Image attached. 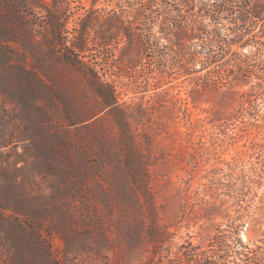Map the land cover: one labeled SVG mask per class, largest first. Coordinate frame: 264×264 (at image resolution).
Here are the masks:
<instances>
[{
	"label": "rangeland",
	"instance_id": "374dc122",
	"mask_svg": "<svg viewBox=\"0 0 264 264\" xmlns=\"http://www.w3.org/2000/svg\"><path fill=\"white\" fill-rule=\"evenodd\" d=\"M35 2L0 0V264H196L220 242L227 264H264V83L235 85L217 117L192 102L184 76L146 70L134 83L97 58L115 79L120 111H110L68 63L89 0L59 10L61 32ZM129 152L149 163L157 226L168 231L161 249Z\"/></svg>",
	"mask_w": 264,
	"mask_h": 264
},
{
	"label": "trees",
	"instance_id": "16d2710c",
	"mask_svg": "<svg viewBox=\"0 0 264 264\" xmlns=\"http://www.w3.org/2000/svg\"><path fill=\"white\" fill-rule=\"evenodd\" d=\"M41 1L35 2L34 7L44 12L51 29H66L68 17L61 18L59 10L68 9L71 0ZM98 2L89 0V7L80 6L84 12L69 48L71 53L76 51V57L68 63L80 68L110 111H120L115 79L107 80L99 74L97 58L111 75L131 76L134 83H138L135 72L146 70H158L175 78L184 76L194 83L190 91L192 102L211 103L217 117L219 108L231 101L228 94L236 91L235 85H246L255 77L258 86H263L264 0H103L111 5L109 8L98 7ZM228 77L231 80L224 81ZM118 117V125L129 129L130 143L136 145L129 120ZM124 159L134 191L146 201L145 212L151 223L149 241L154 250L161 249L168 231L157 226L159 207L149 183V163L140 166L133 152ZM227 257L228 251L220 242L202 262H195L227 264ZM244 264L250 262L246 260Z\"/></svg>",
	"mask_w": 264,
	"mask_h": 264
}]
</instances>
